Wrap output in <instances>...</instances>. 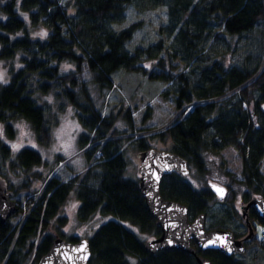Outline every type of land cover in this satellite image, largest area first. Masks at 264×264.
<instances>
[{
	"label": "trees",
	"instance_id": "obj_1",
	"mask_svg": "<svg viewBox=\"0 0 264 264\" xmlns=\"http://www.w3.org/2000/svg\"><path fill=\"white\" fill-rule=\"evenodd\" d=\"M130 5L141 11L164 6L167 21L158 30L165 36L128 48L138 23L122 28L113 24L124 20ZM253 30H258L264 46V0H0V60L8 73L0 83V123L11 137L8 120L20 117L30 124L37 140L47 144L51 139L49 115L69 103L82 126L78 149L90 159L81 174L65 181L55 175L44 179L37 197H27L24 206L16 204L17 222L10 217L0 220V264L37 263L53 238L63 237L57 228L49 229L50 219L71 193L80 201V219L94 212L111 216L86 237L89 264H196L191 253L179 248L148 252L144 240L127 226L151 237L160 234L140 193L138 178L126 175L124 142L134 137L133 132L124 136L112 128L113 116L102 113L90 85L104 96L112 90L113 73L119 69L168 83L161 94L165 99L171 97L177 114L157 135L170 139L168 150L201 172L205 152L235 147L241 158V181L248 190L242 197L248 200L249 191L264 194V174L259 169L264 155V62L260 68L229 65L215 53L222 38L249 36ZM166 37L170 38L168 45ZM162 51L171 60L167 70ZM175 58L185 64L173 72ZM63 63L71 68L64 69ZM130 142L138 154L150 148L142 136ZM9 156V148L0 141V177L14 194L5 178L11 167L6 160L12 163ZM14 158L24 169L42 162L41 155L29 147L21 148ZM159 190L162 197L186 204L189 219L200 212L205 219L214 214L210 211L215 194L209 186L196 188L185 175L163 174ZM233 210L226 207L214 222H208V228L232 230L226 221ZM249 217L252 222L256 215L251 211ZM245 228L232 232L241 238L248 232ZM191 245L212 264H244L241 255L248 250L254 258L264 257V240L259 236L245 240L242 253L230 255L202 250L193 241Z\"/></svg>",
	"mask_w": 264,
	"mask_h": 264
},
{
	"label": "rangeland",
	"instance_id": "obj_2",
	"mask_svg": "<svg viewBox=\"0 0 264 264\" xmlns=\"http://www.w3.org/2000/svg\"><path fill=\"white\" fill-rule=\"evenodd\" d=\"M167 21V13L164 6H158L152 9L137 10L134 6H128L125 18L119 23H114L115 28H122L131 22H137V28L128 43V48L132 49L137 44L146 45L155 42L160 36H165L164 32L158 29L164 26ZM164 29V27H163ZM164 31V30H162ZM258 30H253L251 35H231L222 38L217 42L218 57H223L226 64L246 65L248 68H260L264 62V46H262ZM170 38H165V44L168 45ZM227 46V48H226ZM169 51V47L167 48ZM169 53V52H168ZM161 56L166 60L165 70L169 69V56L167 51H162ZM143 62H150L144 60ZM172 63L176 66L171 69L176 72L184 67V62L175 58ZM64 69L71 68L70 64L63 63ZM155 70L159 67L155 65ZM6 64L0 60V83L7 80ZM114 86L111 91L104 96L96 92L95 87L90 85V92L103 114L113 116V125L117 131L125 135L132 134L136 137H145L150 147L168 150L170 139H161L157 132L169 124L176 116V110L171 97L163 98L161 90L168 87V83L162 80L149 79L141 73L119 69L113 73ZM127 113L125 114V112ZM128 115L131 121H128ZM51 139L47 144L37 140L30 124L20 118H10L8 124L11 126L12 136L6 133V127L0 123V141L3 142L10 151V163L6 160V165L11 166L6 169L5 178L11 183L14 198L17 203L24 206L27 197L40 193L43 181L49 176L55 175L60 180L65 181L75 174H81L88 166L90 159L87 158L82 149H78L77 137L82 130L78 120L75 108L67 104L63 110H54L50 115ZM131 139V140H132ZM131 140H126L127 148L124 154L127 160L126 175L128 177L138 178V158L139 154L136 146H130ZM23 147H29L36 150L42 157L40 164L32 165L27 169L17 166L14 163V155ZM99 151L95 153L97 156ZM58 156L64 159L57 160ZM204 169L199 171L196 166L188 164L189 172L185 178L196 188L208 186V181H214L227 187L226 197L230 200H219L217 196L212 199L211 213L206 215L205 226L209 227L208 222H214V219L226 208H233L234 215L226 223L232 230L246 231L243 224V218L237 211L239 202L243 199V191H248L247 187L241 181L242 164L237 149L233 146H226L218 151H207L203 155ZM260 171L264 174V155L260 161ZM232 192V194H231ZM249 195L261 196V193L249 191ZM225 199V198H224ZM80 201L71 193L60 205L56 215L50 219V227L57 228L65 239L69 237L86 238L103 221L111 216H102L99 212H94L86 219H80L77 214V208ZM239 208V207H238ZM233 210V211H234ZM13 215V214H12ZM10 216L13 222L20 219V214ZM137 232L142 240L151 238L144 232H139L133 225H127ZM263 227L256 223L255 234L260 235ZM244 264H264V257H252V252L248 250L241 255ZM134 260V259H133ZM36 264V263H35Z\"/></svg>",
	"mask_w": 264,
	"mask_h": 264
},
{
	"label": "water",
	"instance_id": "obj_3",
	"mask_svg": "<svg viewBox=\"0 0 264 264\" xmlns=\"http://www.w3.org/2000/svg\"><path fill=\"white\" fill-rule=\"evenodd\" d=\"M137 170L140 193L149 213L160 228L159 235L143 241L145 250L155 252L159 249L179 248L191 253L196 264L212 263L196 253L191 241L202 250L216 249L228 255L244 251L243 240L253 237L248 217H245L249 225L248 233L244 238H236L228 228H206L204 212L189 219L186 204L162 197L159 183L163 174L175 171L186 175L189 172L187 161L182 156L173 151L150 147L139 154ZM208 186L219 200L226 197L225 185L208 181ZM218 189L222 190V194ZM16 204L12 192L7 189L4 179L0 177L1 221H5L15 212ZM249 205H253L258 217L264 219V198L252 196L245 207ZM90 254L88 238H78L74 241L56 235L49 249L39 257L36 264H89Z\"/></svg>",
	"mask_w": 264,
	"mask_h": 264
},
{
	"label": "flooded vegetation",
	"instance_id": "obj_4",
	"mask_svg": "<svg viewBox=\"0 0 264 264\" xmlns=\"http://www.w3.org/2000/svg\"><path fill=\"white\" fill-rule=\"evenodd\" d=\"M262 195H263V197L262 198H264V194L262 193ZM252 196H256V195H252ZM251 196V197H252ZM250 197V198H251ZM257 197H261V196H257ZM226 198V197H225ZM249 198V199H250ZM248 199V200H249ZM248 200H244V199H242L241 200V202H239V208L237 207L236 209H237V211L240 213V215H241V217L242 218H244L243 220H244V223L246 224L245 226H247L248 227V231H249V225H248V223L246 222V220H245V217H248V219H249V224L251 225V227H252V232H253V237L255 236H257L256 234H255V228H256V223H260L261 225H262V227H264V224L262 223V222H264V219H261V218H259L258 217V215H257V212H256V209H255V207L253 206V205H249V206H247V207H245V205H246V203L248 202ZM253 212L255 215H256V218H252V222L250 221V217H249V215H250V212ZM253 223V224H252ZM248 233V232H247ZM247 233H245V235L247 234ZM244 235V236H245ZM244 236H242L241 238H244ZM245 240H249V239H244L243 240V243H244V241Z\"/></svg>",
	"mask_w": 264,
	"mask_h": 264
},
{
	"label": "built area",
	"instance_id": "obj_5",
	"mask_svg": "<svg viewBox=\"0 0 264 264\" xmlns=\"http://www.w3.org/2000/svg\"><path fill=\"white\" fill-rule=\"evenodd\" d=\"M260 236H261V239L264 240V230L261 232Z\"/></svg>",
	"mask_w": 264,
	"mask_h": 264
},
{
	"label": "snow or ice",
	"instance_id": "obj_6",
	"mask_svg": "<svg viewBox=\"0 0 264 264\" xmlns=\"http://www.w3.org/2000/svg\"><path fill=\"white\" fill-rule=\"evenodd\" d=\"M218 191H220V192H221V194H222V190L218 189Z\"/></svg>",
	"mask_w": 264,
	"mask_h": 264
}]
</instances>
